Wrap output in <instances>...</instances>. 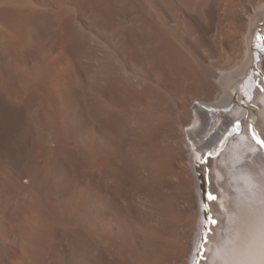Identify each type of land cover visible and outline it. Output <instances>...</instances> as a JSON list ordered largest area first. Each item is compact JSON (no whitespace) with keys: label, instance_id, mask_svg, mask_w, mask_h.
Masks as SVG:
<instances>
[{"label":"bare ground","instance_id":"obj_1","mask_svg":"<svg viewBox=\"0 0 264 264\" xmlns=\"http://www.w3.org/2000/svg\"><path fill=\"white\" fill-rule=\"evenodd\" d=\"M262 15L264 0H0V264H264V187L225 201L238 143L264 152L247 78L257 59L264 74ZM214 213L234 219L223 251Z\"/></svg>","mask_w":264,"mask_h":264},{"label":"rangeland","instance_id":"obj_2","mask_svg":"<svg viewBox=\"0 0 264 264\" xmlns=\"http://www.w3.org/2000/svg\"><path fill=\"white\" fill-rule=\"evenodd\" d=\"M264 15H262L263 17ZM204 106L202 105L201 108ZM255 109H257L256 106H254ZM226 113V112H225ZM228 114V113H227ZM231 113L228 114L227 118L234 119ZM247 115V114H246ZM249 115V114H248ZM230 117V118H229ZM243 118L240 117V119ZM253 119H256V117H252ZM216 126H218L220 123L216 121ZM217 128V127H216ZM216 129H210L208 134L200 135V137L195 138L193 141H190L189 143L195 144L194 146H199L200 141L206 142L208 138H210L211 134L214 132ZM238 135V133H236ZM233 136H230V138ZM200 140V141H199ZM236 137L232 139V141H236ZM218 144V143H217ZM239 147L235 154L232 153V149L229 155L232 156L230 160H228L227 164L225 165L226 169L228 170L227 176H233L236 175V179L234 181V185L230 187L229 193H225V201L227 204H230V206H234L235 204V195L236 193L241 192L242 195L245 194L249 195L248 197L251 196L253 191H260L264 187V152L258 150L257 148L253 147L252 145H249L245 142H239ZM227 142L225 145H223V149L226 147ZM215 148L214 146L211 147L210 149ZM208 149V150H210ZM223 149L220 151L222 152ZM207 151V150H206ZM214 155V153H213ZM217 156V155H216ZM214 156V157H216ZM213 158V157H212ZM199 172V171H198ZM261 188V189H260ZM262 199L258 198H253L250 201V215H252L253 219L256 217L257 212L262 206L264 208V196L261 197ZM227 199V200H226ZM216 217H218L219 222H218V234H219V239H218V246L221 251L225 250L227 247L231 246L232 241H231V234L233 231V225H234V219L233 215L229 213H225L222 215H218L217 213H214ZM218 215V216H217ZM223 218V219H222ZM222 223H221V221ZM225 245V246H224ZM205 258V256H204ZM205 260V259H204Z\"/></svg>","mask_w":264,"mask_h":264},{"label":"snow or ice","instance_id":"obj_3","mask_svg":"<svg viewBox=\"0 0 264 264\" xmlns=\"http://www.w3.org/2000/svg\"><path fill=\"white\" fill-rule=\"evenodd\" d=\"M210 199H214V197H210ZM213 223H214V221H213Z\"/></svg>","mask_w":264,"mask_h":264},{"label":"built area","instance_id":"obj_4","mask_svg":"<svg viewBox=\"0 0 264 264\" xmlns=\"http://www.w3.org/2000/svg\"><path fill=\"white\" fill-rule=\"evenodd\" d=\"M197 174L199 175V172H197Z\"/></svg>","mask_w":264,"mask_h":264}]
</instances>
